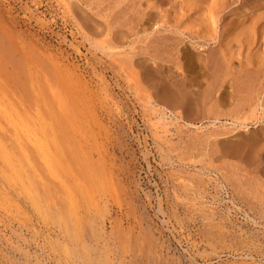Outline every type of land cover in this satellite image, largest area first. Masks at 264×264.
<instances>
[{"label": "rangeland", "instance_id": "obj_1", "mask_svg": "<svg viewBox=\"0 0 264 264\" xmlns=\"http://www.w3.org/2000/svg\"><path fill=\"white\" fill-rule=\"evenodd\" d=\"M111 1L115 0H0V27L3 28H0V37L5 30L17 50V54L9 56L8 61L4 58L3 51L0 54V74H5L0 76V80H3L0 82L7 83L6 94L18 108L23 103L27 104V96L30 98V93L25 89L27 83L24 75L30 68L29 62H18L19 47L22 46L32 52V60H36L37 64L39 60L44 66L55 61L60 70L65 68L64 70L70 71L74 80L77 79L85 89L86 96L92 98V108L86 110L81 118L85 117L83 125L86 130L83 133L87 132L89 137L92 135L85 148L89 146L88 152L93 154L91 159L94 160L90 161L87 157L89 153L85 160L95 162L97 155H102L105 159L102 160L106 161L104 165L110 166L116 175L117 198L121 199L114 200L105 189H95L96 195H107L109 198V215L101 225L102 237L106 238V233L111 234V238L115 240L114 245L110 240L112 252L115 253L114 256H118L121 264L250 263V256L245 257L247 253L243 252L246 248H239L235 241H220L213 235L221 226L236 232L241 240L243 236L239 234L242 233L258 237L264 233V212L258 213L259 209L254 210L255 208L247 202L237 201L239 193L234 189L237 185L234 178L243 177L236 174V163L238 165L239 161L225 153L222 155L229 140L236 141L240 134H247L248 131L252 135L264 126V89L262 94L255 92L247 100V104L244 103L241 107L237 98L226 99L227 103L224 107L222 104L220 108L216 104L213 107L215 101L211 99L207 104L212 107L210 112L207 113L203 107L201 113L200 110L194 112L198 116L192 113L190 120L185 119L180 108L168 109L156 104L151 93L153 91L148 86L149 80L145 83L140 77V69L132 63L133 60L144 57L137 55L140 48L155 51L152 50V45L148 44V38L153 35L152 29L144 31L141 27L137 29V26L132 29L134 32L123 30L125 37L119 40L114 35L113 27L109 30L103 29L100 35L92 27L93 21L104 24L105 19H110L106 15L113 4ZM226 7L221 13L222 18H217L216 23L215 19L210 17L208 25L207 16L204 23L197 24V20L193 21L195 18L191 17L195 24L193 27L188 26L189 23L185 21L179 28L185 32L182 41L191 48L193 40L186 38V34L194 29L201 30L200 34L208 40L206 44L210 45L209 47L204 44L203 55L212 56L210 54L215 53V49L211 48V38L223 35V27L230 28L228 24L236 18L234 14L240 11L236 3ZM162 9H169V5L163 6ZM154 19L158 24H162L165 19L163 12H158ZM171 19L172 24L174 17ZM185 25L187 27H184ZM153 28L162 29L157 25ZM147 44L151 46L147 48ZM3 46H7L6 41H3ZM10 47L11 44L8 45L9 49ZM255 52L259 57L257 60L262 63L257 62L258 65H263L264 44L254 48L252 53ZM160 54L167 58L165 53ZM236 58L237 54L234 61ZM125 59L126 64L122 65ZM13 61L21 67L15 66ZM35 62L31 64V61L30 65H35ZM237 62L236 60L235 63ZM22 63L29 66H26L27 70L22 68L25 67ZM41 63L39 65L43 66ZM13 64L14 74L10 71ZM131 68L134 71L139 70V77L135 76L137 79L131 74L134 72ZM94 71L98 73V77ZM18 73L20 75H17ZM103 93L109 94L110 97L103 100ZM231 110H235L234 114ZM208 144H214L215 148L214 145L212 148V145ZM263 156L264 152L260 158L261 164L257 166V169L261 170L257 175L261 176L262 185ZM9 165L7 160L0 156V264H74L67 256L64 257L62 248L58 245L60 240L56 236L55 225L47 217L42 218L33 211L27 203L20 178L14 176ZM251 168L249 171H253ZM259 187L257 189L264 192V186ZM257 192L252 194L258 198ZM224 229L221 228L226 231ZM122 237L125 239L124 243L119 242ZM126 237L129 238L127 247ZM211 238H214L213 241ZM121 244L126 248L123 249Z\"/></svg>", "mask_w": 264, "mask_h": 264}, {"label": "bare ground", "instance_id": "obj_2", "mask_svg": "<svg viewBox=\"0 0 264 264\" xmlns=\"http://www.w3.org/2000/svg\"><path fill=\"white\" fill-rule=\"evenodd\" d=\"M230 2L236 3L240 11L234 14L236 18L228 24L229 27L231 26L230 28L223 27V35L211 38L210 41L213 45L211 48L217 50H213L215 53L211 52L212 56L206 57L204 54V57L203 55L202 49L205 50V48L202 47L208 40L200 34L201 30L194 29L186 34V38L193 40L191 48L182 41L185 32L179 28L185 21L189 23L188 26L193 27L195 24L191 21V17L195 18L193 21L197 20L195 22L197 24L204 23L207 16V20L213 17L216 23L217 18H222L221 13L227 8L226 6L231 4ZM165 5H169V9H162ZM142 6L143 8H141ZM99 9L102 8L99 7ZM158 12H163L165 17L163 21L160 19L162 24H158V21L154 19ZM172 12L174 13L171 14ZM106 17L110 19H105L104 24L93 21L92 27L99 35L101 32L103 33V29L109 30L112 27L116 39L125 37L123 30L130 31L137 26H139L137 29L141 27L144 31L152 29L153 35L148 38V44L152 46L147 44V48L151 46L155 51L150 52L140 48L137 55H144V57L136 59V62L133 60L132 63L140 69L139 74L144 82L147 83L149 80L148 86L153 91L151 93L154 95V102L163 108H180L187 120L192 119V113H197L199 110L201 113L203 107L209 113L212 107L207 104L211 102V99L215 101L213 107L216 104L220 108L222 104H224L223 107L225 106L228 101L226 99L236 100L237 98L241 107L244 103L247 104V100L255 92L261 94L263 92L264 63L261 65L262 67L258 65L257 62L262 63L257 60L259 58L257 52L252 53V51L254 48H259L261 43L264 44V0H183L182 3L175 0H115L109 7ZM171 17H174L172 24ZM84 19L87 20L86 17ZM207 23L209 25V20ZM156 25L162 29H154L153 26ZM0 28L3 30L2 27ZM2 32L4 33L0 37V54L3 51V56L8 61V57H13L17 50L5 30ZM3 41H6V47L3 46ZM9 44L12 46L10 49L8 48ZM208 45L206 44V46ZM211 48L210 51H212ZM19 50V61L16 60V62H29L30 68L26 65L28 70L25 69L26 66L23 63L22 66L25 67L22 68L27 70H24L27 83L25 89L31 95L29 94V98L24 93L28 102L27 104L21 102L22 105L18 108L17 105H13L9 95L6 94L7 91L5 92L7 83L3 84L1 83L3 80H0V156L10 164L14 176L20 178L24 197L32 210L42 218L47 217L55 225L56 236L60 240L58 245L61 246L64 257L67 256L74 264H121V260H118V256H114L115 253L112 252L111 244L114 245L115 240L113 241L111 234L106 233L104 234L106 238L102 237L103 231L101 230L103 228L101 229V225L109 215L107 205L109 198L103 192L102 195L105 197H101V194L96 195L97 190L95 189L96 187L100 190L105 189L110 192L109 196L115 198L114 200L121 199L117 198L116 175L110 166L104 165L106 161H103L105 159L101 157L102 155L96 154L98 158L96 157L97 160L95 158V162L90 163L85 160L89 153V146L86 147L88 150L85 146L89 140L91 141L92 135L89 137L86 131L83 133L86 130L83 125L85 117H81L86 110L92 108V104H90L93 103L92 98L86 96L85 89L76 81L77 77L74 80L70 71L64 70L65 68L60 70L55 61L50 60V62L52 61L51 66L48 63L44 66L38 59L37 64L36 60H32V52L29 49L20 46ZM158 51L165 53L167 58L160 56L162 54ZM235 54L238 56L235 59L238 61L237 63L234 61ZM31 61V64L34 62L36 64L31 66ZM125 61L126 59L122 65L126 64ZM39 63L43 66H40ZM16 65L21 67L18 63ZM10 67L12 72L14 64ZM6 71L11 74L10 71ZM21 71L24 72L23 69ZM138 71L137 69L131 74L134 77L138 76ZM95 72L93 73L98 77V73ZM19 73L17 75H20ZM2 75L5 76L1 72L0 76ZM135 78L137 79V77ZM145 88L143 89L147 91ZM19 90L18 92H20ZM218 92L219 94L215 95ZM102 96L103 100L110 97L107 93H103ZM14 100L16 101V99ZM240 101L242 102L240 103ZM235 107L237 109V105ZM235 110H231L233 114ZM221 112H216V114ZM237 138L236 141L233 139L235 142L231 140L232 144L229 140L224 152L221 151V153L239 161L238 165L236 163L238 169L236 174L243 177L234 178L237 185L233 188L239 193L237 201H245L255 208L254 210L259 209L258 213H262L264 212L262 210L264 209V192L257 188L264 185L260 184L263 181L261 176L257 175L261 171L257 169V166L261 164L260 158L264 152V126L259 131L253 132L252 135L248 131L247 134H240ZM91 152H93L92 149ZM221 153L219 154L221 155ZM89 154L87 157L90 158V161L94 160L91 159L93 154ZM250 168L255 173L249 171ZM243 171L245 173H241ZM262 176L264 175L262 174ZM251 183L257 186H249L252 185ZM246 187L248 188L246 189ZM254 191L259 192H257L258 198L253 195ZM251 195L253 196L251 197ZM14 212L17 213L15 210ZM209 220L212 221V219ZM221 228L224 229L223 226ZM221 228L213 236L227 243L235 241L239 248H246L247 252H243L247 253L245 257L250 256L248 260L250 263L242 262L243 264H264V233L261 237L238 233L239 236H243L241 240L236 232H231L229 228H225L226 231H223ZM118 238L120 239L119 236ZM126 239L127 247L129 238L126 237ZM213 239L211 238V241ZM124 240L122 237V241L119 242L124 243ZM121 245L124 249L125 245Z\"/></svg>", "mask_w": 264, "mask_h": 264}]
</instances>
